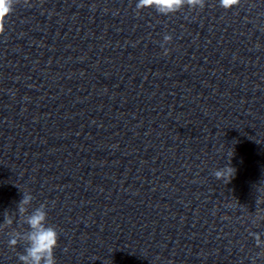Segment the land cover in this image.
<instances>
[{"label":"clouds","instance_id":"obj_1","mask_svg":"<svg viewBox=\"0 0 264 264\" xmlns=\"http://www.w3.org/2000/svg\"><path fill=\"white\" fill-rule=\"evenodd\" d=\"M18 2L19 0H0V33L5 31V18L12 14ZM25 3H27V0H25ZM239 4L240 0H219V6L225 10H230ZM205 5L206 0H138L136 9L137 12L144 9H154L157 13L168 16L176 14L185 7L203 9ZM163 39L165 43H169L172 40V36L165 35ZM168 51L165 48L164 54L167 55ZM234 174L235 169L230 164H225L213 172L217 180L224 181L225 183H228ZM258 191H261V189L259 188ZM21 192L22 199L16 206V212L12 214L6 212L3 224H0V228H10L14 223L16 215L19 217V230L13 229L9 233V247L15 248L20 243L26 245L24 252L18 254L21 264H57L54 251L58 246L59 233L55 226L48 223L46 205L42 203L30 212L34 196L30 190H23ZM256 203H264V197L257 198ZM258 219H264V215L259 216ZM23 225L28 226L27 230L23 228ZM255 239L258 247L264 244L259 235H256Z\"/></svg>","mask_w":264,"mask_h":264}]
</instances>
